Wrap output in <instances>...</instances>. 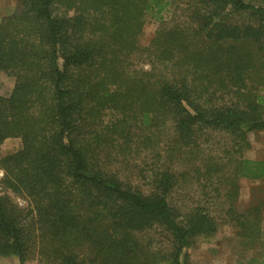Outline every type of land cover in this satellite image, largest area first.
<instances>
[{
	"label": "trees",
	"instance_id": "1",
	"mask_svg": "<svg viewBox=\"0 0 264 264\" xmlns=\"http://www.w3.org/2000/svg\"><path fill=\"white\" fill-rule=\"evenodd\" d=\"M16 1L19 11L0 22V71L15 81L0 95V148L10 138L22 147L0 155V170L29 207L0 195V256L19 264H190L196 237H214L221 225L201 205L181 212L170 204L187 177L171 165L197 147L199 131L225 132L237 152L249 133L264 131V0H184L169 21L172 0ZM150 13L159 25L144 48ZM105 112L116 117L105 120ZM132 122L146 148L155 143L165 155L148 194L111 166L132 148ZM232 154L195 173L202 180L229 169L226 217L257 245L262 207L238 211L235 203L237 180L264 179V160ZM155 229L172 242L162 260L140 237Z\"/></svg>",
	"mask_w": 264,
	"mask_h": 264
},
{
	"label": "rangeland",
	"instance_id": "2",
	"mask_svg": "<svg viewBox=\"0 0 264 264\" xmlns=\"http://www.w3.org/2000/svg\"><path fill=\"white\" fill-rule=\"evenodd\" d=\"M168 10L164 13L165 19L169 21L174 14V9L183 8L184 0H172ZM20 9V3L16 0H0V22ZM177 12V10L175 11ZM180 12L178 11L177 15ZM180 16V15H179ZM159 22L154 14L145 17L143 35L140 38L142 47H148L154 37ZM145 68H148L147 61H143ZM14 79L0 71V95L8 96L14 87ZM116 116L111 112L104 113V119H114ZM127 130L133 136L132 148L125 151L126 160L116 153L111 161V166L118 172L123 180L130 183L145 194L150 193V178L159 166H163L160 159L164 157L161 146L152 143L146 148L143 143V136H140L139 126L132 122L126 124ZM197 147L194 149H183L177 161L171 166L181 176L180 184L169 194V202L181 212H186L196 205L205 207L215 218L220 220L219 232L216 236L207 238L196 237L194 245L187 250L190 264H261L264 255V179L250 180L240 178L237 180L238 197L235 203L238 211H243L249 206L260 205L262 207V238L259 244L253 245L249 241L241 239L238 235L236 225L226 217L229 203L225 197L227 183V167L225 175L207 176L203 175L202 180L195 173L197 166H210L211 163H225L227 153L236 158L250 160H264V131L251 132L248 135V144L240 147L237 152L232 137L225 132L207 129L196 133ZM22 147V141L17 138H10L4 141L0 148V155L6 156L14 153ZM161 158H159V154ZM165 159V158H164ZM160 161V162H159ZM4 172L0 170V195L8 197L14 204L25 209L29 207L28 201L15 193L3 182ZM144 243H149L151 249L158 253L157 258H167L172 248L170 238L158 229L141 234ZM255 244V243H254ZM163 261V260H162ZM161 264H167L162 262ZM0 264H19L14 257H1ZM25 264H38L36 261H28Z\"/></svg>",
	"mask_w": 264,
	"mask_h": 264
}]
</instances>
